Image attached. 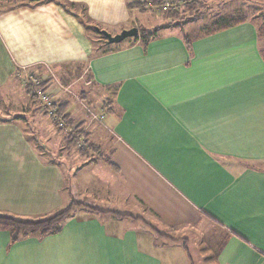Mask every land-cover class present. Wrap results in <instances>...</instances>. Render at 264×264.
I'll return each instance as SVG.
<instances>
[{"label": "crops", "instance_id": "0c3cea01", "mask_svg": "<svg viewBox=\"0 0 264 264\" xmlns=\"http://www.w3.org/2000/svg\"><path fill=\"white\" fill-rule=\"evenodd\" d=\"M63 1L110 35L160 29L147 43L105 44L60 2L0 11L9 108L0 112V213L36 219L73 201L99 210L76 207L46 236L12 242L0 230V264H264V54L254 21L211 24L190 39L180 30L205 5L188 23L152 25L140 14L160 0ZM44 66L86 69L74 94L102 120L62 99L84 149L44 114H26L31 103L14 91L15 71Z\"/></svg>", "mask_w": 264, "mask_h": 264}, {"label": "rangeland", "instance_id": "374dc122", "mask_svg": "<svg viewBox=\"0 0 264 264\" xmlns=\"http://www.w3.org/2000/svg\"><path fill=\"white\" fill-rule=\"evenodd\" d=\"M60 3H64L63 0H58ZM165 1H169V2H173L176 6L177 10L176 12L178 13V15L180 14V17H176L174 24H178V23H185V21H187L186 19V15L184 16L183 14L186 13L184 8V2L185 0H178V2H174V0H160L159 2H164ZM25 2H27V0H11V2L9 0H0V11L4 10L6 8H12L14 7V5H18V4H24ZM66 3V2H65ZM147 3V1H146ZM147 4H150V12L149 11H144V13L140 14V19L142 20V22H148L151 20V16L153 17L154 23L152 25H157L159 23V21H161V17L164 21V23H166L165 25L170 24L172 21H169L165 18L164 13H162L163 11H159L156 3L153 4L150 1H148ZM66 5V4H64ZM206 7L205 9V13H201L204 10V6ZM67 6V5H66ZM148 6V5H147ZM68 7V6H67ZM143 7H146L145 5L141 7V9H143ZM199 9V19H195L196 14L195 15H190L194 17L195 21L191 22L190 24L192 26H190L189 30L185 29L180 30V32L187 36L188 38L192 39L195 35L198 34V32H202L203 28H207L209 27L213 20L219 18L223 13H230L235 11L234 13L238 14H243L247 20H253L254 23L256 24L258 30V40L260 42V49L262 51V53L264 54V0H205L200 6ZM71 11H76L78 12V14L81 17V20L83 21L84 25L86 28H88L87 32L90 34V37L95 38V36L99 37L97 34H95L91 29L90 26L92 25L90 23V21L88 20V18L86 17V14L82 12L81 7H72L69 8ZM204 12V11H203ZM182 15V16H181ZM180 18V19H179ZM182 20V21H181ZM189 22V21H188ZM187 22V23H188ZM93 26V25H92ZM160 26H156L157 29ZM162 27H164V24H162ZM136 28V27H133ZM98 29V28H97ZM100 30V29H99ZM153 31V30H151ZM139 32V30H138ZM102 39V38H101ZM129 39V38H127ZM76 67V66H75ZM78 68V67H77ZM79 72L80 74L82 73V79L77 80L76 78H78L76 75H71L69 73H74L75 72ZM24 74H27L29 76V74L31 75H35L38 79H42L40 82V87L43 89L47 88L46 86H50L53 87L54 89H59V91L57 92V101H61L63 98H67L70 97L71 100L76 101L73 98V94L76 93L79 89V86L82 88L83 84H84V80L86 78V69L85 67H80L78 69L74 68V66L66 68L65 70H63V68L61 69H54L52 67L49 66H44L42 68H38V70L34 71L33 73L28 72L27 69L25 68H21L18 69L17 71H15L14 73V80H15V84H14V91L20 92V94H22V101H26L29 104L31 103L32 108H30L31 106H29L27 104V113L26 114H30L31 112L34 113H38L37 115L42 117V115L44 114L41 110V105L39 101H35L33 99H31L28 91L30 92V94H34L33 93V89H34V85L31 84L30 82H26V76H24ZM77 80V81H76ZM75 81V82H74ZM67 88V89H66ZM67 90V91H66ZM15 97V98H14ZM16 98H18V96H13V100H16ZM35 101V103H34ZM77 102V101H76ZM4 103V102H3ZM0 102V112L4 111H9L8 105L7 104H3ZM81 103H84L83 101H81ZM81 107L83 105H86L87 107H89L91 109V111H94L91 107L92 105H87V104H81ZM86 110V109H85ZM35 111V112H34ZM87 113V111H86ZM31 116V115H30ZM44 116H46V114H44ZM32 118V116H31ZM35 122L38 123V125L40 124L39 119H34L33 122L29 123L28 125H26V127L29 129H26L27 132H31L33 133L34 130H31L30 128H32L34 126V124H36ZM32 126V127H31ZM35 127V126H34ZM36 128H38L36 126ZM78 127L75 126V133H77ZM82 137V136H81ZM84 142V141H83ZM36 146H38L37 148H39L40 150L41 147L35 143ZM2 241H0L1 243Z\"/></svg>", "mask_w": 264, "mask_h": 264}, {"label": "trees", "instance_id": "16d2710c", "mask_svg": "<svg viewBox=\"0 0 264 264\" xmlns=\"http://www.w3.org/2000/svg\"><path fill=\"white\" fill-rule=\"evenodd\" d=\"M9 1L11 2V0H9ZM50 1H56L59 3L58 0H27V2H25L24 4H18V5L38 4V3L50 2ZM174 2H178V1L174 0ZM202 2H203V0H185L184 2H182V3H184L183 9H185V11H186V13H184L183 15L187 16L186 17L187 21L194 19V17L189 16V14L195 15V13H198L199 9H200L199 6L202 4ZM64 4H66L68 7ZM18 5H16V6H18ZM60 5L62 7H64L66 9V11H68L72 14L74 13L73 15L78 20H80L82 22V24L84 25V23L81 20V17L78 14V12L71 11L69 9V8L78 7V6H75V5L67 3V2L66 3L65 2L60 3ZM156 5H157L159 11H163L162 13H164L165 18L169 21H172L170 24L174 25V21H175L176 17H178V16L180 17V14L178 15V13L176 12L177 10H175L176 8L168 7L166 10H163V5H164L163 2H158V3H156ZM142 6H144V4H137V6H135V7L139 8L140 10H143V9H141ZM5 10H8V8L1 10V11H5ZM81 10L83 13H85L83 7H81ZM234 12L235 11L223 14L222 16L217 18L212 23V26L209 28L208 31L215 32V31L224 30V29L230 28L232 26H235L237 24H240L242 22H245L247 20V18L243 14H238V12L237 13H234ZM198 14H196V16ZM187 21H185V22H187ZM84 27H85V25H84ZM90 29L95 34H97L100 38H102V40H104L105 44H108L106 39L99 32L96 31V27L91 25ZM86 30H88V28H86ZM158 31H159V29H155L154 31H147V30H140L139 29L138 35H140L142 37L143 41L147 43L157 35ZM136 38H138V36L133 38V39H136ZM27 92L29 93L31 99L37 101V97L34 94H32V93L30 94L28 89H27ZM35 101H34V103H35ZM64 105L65 104H63L61 101H58L57 115L60 116V118L65 122L66 125L72 126V122L68 121L67 117L63 114L64 113V111H63ZM78 132H77V134H79L81 136L83 135L82 131L78 130ZM69 139H71L70 142L74 143V145L71 146V149L74 146H77L79 144V140L77 139L76 136L70 137ZM84 144H85L84 142L81 143V145H80L81 149H84ZM76 207L83 208V209H86V210H89L92 212H98L99 211L95 206H93L91 204H86V203H82L79 201H73L68 207H66L65 209H63L61 211H58V212H56L50 216H47V217H40V218H36V219H23L22 220V219H18L14 216H11V215H8L5 213H0V230L8 231L11 235V241L12 242L17 241L21 237H25V236L32 235V234H37L40 236H46V235L54 234L60 230L62 223L71 215L73 209ZM159 235L161 236V234H159ZM171 241H178V240H171Z\"/></svg>", "mask_w": 264, "mask_h": 264}, {"label": "built area", "instance_id": "2783aa9c", "mask_svg": "<svg viewBox=\"0 0 264 264\" xmlns=\"http://www.w3.org/2000/svg\"><path fill=\"white\" fill-rule=\"evenodd\" d=\"M176 5L173 2L165 1L163 5V10H166L168 7H175ZM26 76V82H30L34 85L33 93L37 97V101L40 102L41 110L48 118L53 120L56 123V127L59 128L65 135H73L77 137L79 140V146L83 142V138L81 135L75 133V126H68L65 124V122L60 118V116L57 115V92L59 89H54L53 87L46 86L47 88H41L40 82L42 79H38L35 75L24 74ZM67 89V88H66ZM67 91V90H66ZM57 97V98H56ZM73 98L78 102L81 103V98L73 94ZM84 104V103H81ZM86 109L87 113L91 115L92 120H102L98 115L94 114L86 105H83ZM84 131V130H83Z\"/></svg>", "mask_w": 264, "mask_h": 264}, {"label": "water", "instance_id": "95a60500", "mask_svg": "<svg viewBox=\"0 0 264 264\" xmlns=\"http://www.w3.org/2000/svg\"><path fill=\"white\" fill-rule=\"evenodd\" d=\"M96 31L99 32L107 41L108 44H118L124 41L127 38H135L138 36L137 28H130L128 30H122L116 35H110L104 30H99L96 28Z\"/></svg>", "mask_w": 264, "mask_h": 264}]
</instances>
